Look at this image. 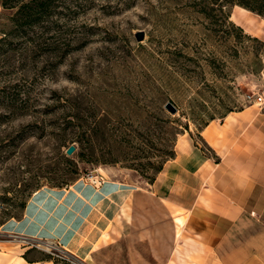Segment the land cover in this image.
Wrapping results in <instances>:
<instances>
[{
	"label": "rangeland",
	"instance_id": "1",
	"mask_svg": "<svg viewBox=\"0 0 264 264\" xmlns=\"http://www.w3.org/2000/svg\"><path fill=\"white\" fill-rule=\"evenodd\" d=\"M239 7L264 18V0H0V225L88 174L147 195L88 262L1 234L0 257L174 264L183 215L151 182L177 152L208 153L203 128L264 92V41L233 22Z\"/></svg>",
	"mask_w": 264,
	"mask_h": 264
},
{
	"label": "crops",
	"instance_id": "2",
	"mask_svg": "<svg viewBox=\"0 0 264 264\" xmlns=\"http://www.w3.org/2000/svg\"><path fill=\"white\" fill-rule=\"evenodd\" d=\"M232 20L264 41L262 16L239 7ZM201 136L208 153L177 152L151 182L167 192L183 215V250L173 255L174 264H264V106L250 105L212 120ZM143 189L110 180L96 186L81 179L68 188H41L20 218L0 225V234L11 237L10 242L29 240L32 246L50 241L88 262L128 203L147 196ZM18 261L26 263L21 257Z\"/></svg>",
	"mask_w": 264,
	"mask_h": 264
},
{
	"label": "built area",
	"instance_id": "3",
	"mask_svg": "<svg viewBox=\"0 0 264 264\" xmlns=\"http://www.w3.org/2000/svg\"><path fill=\"white\" fill-rule=\"evenodd\" d=\"M256 95H257L256 102L260 106H264V92ZM86 179L90 180L94 185H101L102 183L105 182L104 179H99V177L94 174H88L86 176Z\"/></svg>",
	"mask_w": 264,
	"mask_h": 264
},
{
	"label": "water",
	"instance_id": "4",
	"mask_svg": "<svg viewBox=\"0 0 264 264\" xmlns=\"http://www.w3.org/2000/svg\"><path fill=\"white\" fill-rule=\"evenodd\" d=\"M137 37H138L139 40H143V39H144V35H143V33H139V34L137 35ZM169 106H170V108L172 109V111L175 113V112H176L175 107H174L172 104H169ZM74 151H75V147L72 146V147L69 148V150H68V154H72Z\"/></svg>",
	"mask_w": 264,
	"mask_h": 264
},
{
	"label": "bare ground",
	"instance_id": "5",
	"mask_svg": "<svg viewBox=\"0 0 264 264\" xmlns=\"http://www.w3.org/2000/svg\"><path fill=\"white\" fill-rule=\"evenodd\" d=\"M178 220L180 221V223H184V219H182V218H178ZM7 260V259H6ZM7 261H10V260H7ZM14 262V261H13ZM13 262H9V263H12L13 264ZM0 264H5L4 262H3V259L0 257Z\"/></svg>",
	"mask_w": 264,
	"mask_h": 264
},
{
	"label": "trees",
	"instance_id": "6",
	"mask_svg": "<svg viewBox=\"0 0 264 264\" xmlns=\"http://www.w3.org/2000/svg\"><path fill=\"white\" fill-rule=\"evenodd\" d=\"M36 1H37L38 4L44 5V4H46L47 0H42V1L36 0ZM4 5H5V2H4Z\"/></svg>",
	"mask_w": 264,
	"mask_h": 264
}]
</instances>
